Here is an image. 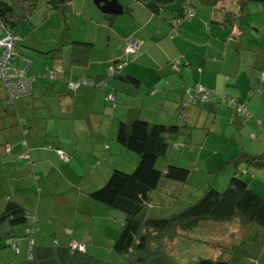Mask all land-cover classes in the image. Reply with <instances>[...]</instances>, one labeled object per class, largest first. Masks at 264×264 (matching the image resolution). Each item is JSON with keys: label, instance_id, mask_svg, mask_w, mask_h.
Masks as SVG:
<instances>
[{"label": "crops", "instance_id": "0c3cea01", "mask_svg": "<svg viewBox=\"0 0 264 264\" xmlns=\"http://www.w3.org/2000/svg\"><path fill=\"white\" fill-rule=\"evenodd\" d=\"M48 1L36 0L28 17L13 29L19 37L15 64L26 66L38 79L29 94L14 100L12 112L6 109V92L0 85V210L10 199L27 213L24 224L12 227L13 237L0 240V264H23L32 255L31 264H61L73 243L83 244L93 256L98 248L105 254L114 252L111 244L124 215L90 199L88 192L101 186L113 168L128 171L137 162L114 138L119 121L138 118L181 125L183 139L175 136L177 145L171 146L165 164H177L172 161L177 157L191 161L198 173L217 171L213 187L216 180L219 186L227 184L231 168L223 166L239 148L249 154L264 151V81L258 90L256 86L264 70V2L240 8L235 0L214 6L192 0L194 15L171 26L179 0L155 10L138 0H116L120 13L102 12L104 3L94 0H69L64 11L50 8ZM130 39L139 41L137 53L125 52ZM77 57L85 64L71 60ZM125 57L121 72L135 83L106 77L107 66ZM44 71H51L54 79H44ZM80 76L105 83L74 92L65 88L66 79ZM192 86L225 96L184 107L180 116V101ZM228 99L241 103L248 117L241 119ZM17 117L28 125L32 163L16 158ZM56 148L67 156L66 162ZM243 179L264 197V166L247 167ZM28 225L33 229V253L21 259L28 248ZM43 235L52 240L56 236L61 244L45 243ZM47 258L53 261L45 263Z\"/></svg>", "mask_w": 264, "mask_h": 264}, {"label": "trees", "instance_id": "16d2710c", "mask_svg": "<svg viewBox=\"0 0 264 264\" xmlns=\"http://www.w3.org/2000/svg\"><path fill=\"white\" fill-rule=\"evenodd\" d=\"M68 1L49 0L47 4L50 8H59L61 11H64L66 10ZM138 1L149 9L155 10L161 6L163 7L169 0ZM221 1L224 0H199L202 5L208 6H214ZM235 1L240 8L245 7L249 2H264V0ZM35 4L36 0H0L1 27L13 31L20 21L28 17ZM186 6L192 11V15L189 17H184V8ZM176 11V16L171 20V26L177 18L179 20L177 21L180 22L194 15L192 0H179V10ZM15 53L17 56L16 46ZM81 58L77 57L71 60L83 65L86 60ZM116 62L120 63L121 67L118 69L114 66L113 73L108 75V67L113 65L111 63L107 66L106 77L113 76L126 82L131 81L135 83V78L121 72L127 60L124 58L113 63ZM28 63L29 59L28 62L26 61V64ZM173 64L175 65L174 67ZM170 65L172 70H176L175 62H172ZM19 68L26 71L27 67ZM47 72L52 74L51 78L41 76L46 80L54 79L53 73L51 71H44V73ZM261 72H264V70L259 71L256 80L257 90L261 88V82L264 81V79L260 80ZM26 73L32 80L28 92L20 93L13 97L10 96L7 86L0 80L6 92L4 103L6 109L10 112L14 111V100L29 94L31 83L38 76V74L28 73L27 71ZM77 80H85L92 84L84 83L80 84L77 88H71L69 83ZM102 80L87 76L66 79L65 88L74 92L82 86L98 87V84L103 85L105 83ZM101 85L99 86L102 87ZM193 87L195 88V86ZM192 88L188 93H193ZM205 91L210 93L207 99H200L196 96L193 98V102L188 105L184 104L186 93L180 101L181 107L178 114L183 116L184 107L205 104L211 98L215 97L219 100L225 96L223 94L217 96L211 90ZM235 103L231 104L234 107V112L241 119H245L235 111ZM17 125L20 134V150L16 158L19 161L32 163L26 143V135L28 133L26 120L17 117ZM181 131V125L153 123L138 118L132 119L129 122L119 121L117 123L115 140L123 148L134 153L137 157V162L129 172L113 168L101 186L93 188L88 192L90 199L98 201L106 207L120 210L124 215L121 227L112 241V250L115 253L123 255V264H237V260H240L242 257L251 258L250 262L246 264H258V255L256 254L260 252L262 245H264V240L258 245H256L258 241H254L255 246L253 248L255 249V255L247 253L246 248L241 243L252 237L250 236L252 229H259L258 236H261L260 232L264 236V197L248 187L247 182L243 179V175L245 169L249 166H264V151L258 154H249L239 148L237 153L231 156L223 166H229L231 174L226 186L221 191L216 190L212 184H209L198 197L189 202L181 210L170 212L166 216L150 217L147 215L146 210L151 202V195L156 191L162 179L186 183L191 169L169 163L164 164L162 168L155 166L158 157L167 155L168 148L177 145L173 139L176 135L181 134ZM55 151L61 161L66 162L68 160L67 156L58 150V148ZM24 152L27 154V157L21 158L20 155ZM59 153L63 154L64 157H60ZM26 218V209L21 204L7 199L0 210V240L13 237L12 227L24 224ZM208 223L235 224V228L234 230H228L225 241L224 238L219 237L214 242H211L200 231ZM31 228L32 226L28 225L24 230V236H27L29 241L28 251L32 246L30 233L33 229ZM194 246L197 248H192ZM204 247L211 251V255H214L212 257L200 255L201 248L203 249ZM197 250L200 251L198 252ZM176 257L181 260H178ZM186 258L188 259L186 260ZM34 261L35 259L32 255V257L24 259L23 264H31ZM61 264L114 263L113 261L97 258L87 253L84 247L79 250L69 246Z\"/></svg>", "mask_w": 264, "mask_h": 264}, {"label": "rangeland", "instance_id": "374dc122", "mask_svg": "<svg viewBox=\"0 0 264 264\" xmlns=\"http://www.w3.org/2000/svg\"><path fill=\"white\" fill-rule=\"evenodd\" d=\"M194 3V0H193ZM259 5L261 3H258ZM95 39L96 42L100 43L101 41V32H97V34L95 35ZM126 59V57H125ZM36 79H38V77H36ZM0 85L3 84L0 82ZM5 90V89H4ZM4 93V91H3ZM108 98H112V96H108ZM178 141H182V136H178ZM173 147V146H172ZM169 147L168 151L172 148ZM134 154V153H133ZM177 157H174L175 163L174 165H179V166H183L186 168L191 169L188 173V177L186 180V183H180V182H176L174 180H169V179H162L160 181V184L158 185L156 191H154L151 195V202L149 203L148 207H147V215L150 217H154V216H166L167 214H169L170 212H175L178 210H181L183 207H185L189 202L193 201L196 197H198L203 189H205V187H207L209 184H211V181L213 179H215L214 177L216 176V172H213L212 174H204V173H198L197 171L192 170V166H190L191 161L189 162L188 160H176ZM171 160V159H170ZM166 162V155L165 156H160L157 158L155 166L157 168H162L164 166ZM170 163V162H169ZM188 164V166H187ZM186 165V166H185ZM128 169V168H127ZM130 170H128L127 172H129ZM221 172V171H220ZM220 181L216 180L215 184H214V188L218 189L219 191H221L224 186H219ZM20 226V225H18ZM235 228V224H212V223H208L207 225H204V227H202L200 229V231L205 234L204 236L207 237L209 241L214 242V240L216 238H224L226 236V233H228V230H234ZM103 229H105L103 227ZM259 234V229L256 230H251L250 232V236L248 240H246L245 242H242L241 245L246 248V252L250 253V255H255V249L253 248L255 246V242L254 241H258L256 245H258L260 242H262L264 240V236L263 233L260 232L261 236H258ZM45 237L44 242L48 243L51 241H57V237H55L54 240H52L53 236H48V235H43ZM26 244H28V240H25ZM59 243V242H58ZM61 244V243H59ZM264 244V243H263ZM47 245V244H45ZM262 245V243H261ZM51 246H57L54 244H51ZM90 247V245H88ZM88 247V248H89ZM92 247V246H91ZM200 247V246H198ZM93 248V247H92ZM192 248H197V247H192ZM48 249V248H46ZM198 252L200 250H197ZM201 253H199L202 256H208V257H212L214 254L211 255V251L209 249H207L206 247H204L203 249L201 248ZM26 254L33 253L32 251H27L23 252L22 256L20 257L21 259H24V256ZM88 253V252H87ZM96 255L95 257L97 258H104L106 260L109 261H113L114 264H123V255L122 254H118L115 252H111V253H104L103 248H98L96 251ZM257 260H258V264H264V245H262V248L260 250V252L258 254ZM178 260V257H176ZM183 259V258H182ZM188 258H186L187 260ZM46 260H49L48 262L45 263H51L53 261V259L47 258ZM249 260H251V258H246V257H242L240 260H237V264H246L248 262H250ZM13 264H19L17 261H15Z\"/></svg>", "mask_w": 264, "mask_h": 264}, {"label": "built area", "instance_id": "2783aa9c", "mask_svg": "<svg viewBox=\"0 0 264 264\" xmlns=\"http://www.w3.org/2000/svg\"><path fill=\"white\" fill-rule=\"evenodd\" d=\"M192 15V11L187 6L184 8V17H189ZM186 19V18H185ZM178 18L173 21L172 25H175L178 21ZM182 20V19H181ZM4 32V33H2ZM19 37L14 31L3 29L0 25V80L7 86L10 96H16L20 93L28 92L30 88V76L26 73L25 69L17 68L15 66L16 63V53H15V46L18 41ZM125 52L127 54H134L139 51L140 43L137 40L130 39L125 44ZM27 62L28 59L24 58ZM108 67L107 74L110 75L113 73V67H117L118 69L121 67V64L116 62L112 63ZM175 65L173 64V67ZM42 76H47L48 78L52 77L50 72L42 74ZM264 79V72L260 73V80ZM92 84L90 82H86L85 80H77L74 82H70L69 86L71 88H77L80 84ZM101 84H98V86ZM193 93H188L189 89L186 90V97L184 99V104L188 105L193 102V98L198 96L200 99H207L209 94L205 90H202L199 86L193 87ZM228 103H234L232 99H228ZM235 111L242 115L244 118L248 117V113L245 111L241 103H235ZM60 157H64L63 154L59 153ZM21 158H26L27 154L24 152L20 155ZM13 246V245H12ZM71 247H75L79 250L83 249V244H76L73 243L70 245Z\"/></svg>", "mask_w": 264, "mask_h": 264}, {"label": "water", "instance_id": "95a60500", "mask_svg": "<svg viewBox=\"0 0 264 264\" xmlns=\"http://www.w3.org/2000/svg\"><path fill=\"white\" fill-rule=\"evenodd\" d=\"M94 2H103L104 6L100 7V10L108 13H120V5L116 3V0H94ZM117 7L116 10L114 8Z\"/></svg>", "mask_w": 264, "mask_h": 264}]
</instances>
